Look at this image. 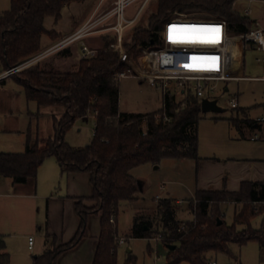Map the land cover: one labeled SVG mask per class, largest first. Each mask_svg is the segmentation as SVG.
I'll list each match as a JSON object with an SVG mask.
<instances>
[{"label":"trees","instance_id":"1","mask_svg":"<svg viewBox=\"0 0 264 264\" xmlns=\"http://www.w3.org/2000/svg\"><path fill=\"white\" fill-rule=\"evenodd\" d=\"M73 1L82 0H10V9L0 14L3 69L37 54L43 35L56 39L58 34L45 28V19L53 17L58 22L63 7ZM236 1L158 0L148 26L135 28L131 41L124 43L123 51L109 49L114 39L105 36L103 48L97 54L79 58L69 70L59 71L53 64L39 62L12 75L23 86L28 101H36L38 106L61 107L63 112L54 118L52 137L30 145L31 132L28 130L23 152H0V176L10 177L14 183H25L36 177L46 158L55 157L62 172H85L92 185L91 196L78 198L75 203L80 223L74 237L57 245V237L46 234L48 248L34 256L33 264H58L60 256L75 248L86 236L91 215H99L101 226L92 264H118L116 229L110 219L116 217L121 201L136 199L139 184L130 171L145 163L157 165L164 158L198 160L197 126L201 119V101L191 90L183 102H177L171 93H164L163 106L155 112L122 113L119 110L120 80L116 79V74L127 69L133 74L140 72L139 58L143 49L162 45V23L170 16L176 15L177 19L168 21L166 29L181 28L186 21L180 18L183 14L202 12L198 19L211 15L221 20L218 21L220 28L232 33L233 40L249 33L253 21L234 8ZM90 114L95 115L90 143L83 147L69 145L66 133L78 120ZM232 122L238 128L247 123ZM194 199L198 201L194 219L188 221L176 220L168 201L160 203L163 243L175 245L166 255L167 264H207L211 253L235 259L230 248L232 244L244 246L255 242L264 250V181L242 182L238 192L196 191ZM87 201L91 204H86ZM226 202L240 203L241 208L234 213L231 224L223 217L218 224L222 215L219 206ZM257 217L261 220L255 227L253 223ZM144 224L135 221L130 237L151 239L158 234L150 224L145 230ZM0 264H11L2 240ZM124 264H136V257L130 253Z\"/></svg>","mask_w":264,"mask_h":264},{"label":"crops","instance_id":"2","mask_svg":"<svg viewBox=\"0 0 264 264\" xmlns=\"http://www.w3.org/2000/svg\"><path fill=\"white\" fill-rule=\"evenodd\" d=\"M253 3L264 4V1L238 0L234 3V8L249 19L250 16L253 15V18L250 19L253 21L252 30L260 28L262 30L261 38L264 42V9L252 6ZM247 7L251 9V13L249 15L244 13V10ZM88 16L89 15H87L81 23H76L74 27L69 26V28L68 25H66L58 31L53 30L58 34L56 39L47 35V37L43 39L42 36L41 47L38 53H41L52 46L54 44H51L52 41L56 40L57 42L63 36L71 34L88 18ZM212 18L215 17L210 15L205 19ZM194 19L196 18L194 17ZM256 23L258 26H256ZM75 46H77V44H72L57 53H59V55L63 58H70L73 56L76 58L78 57L76 52L78 49L75 50ZM247 48H253L259 52L261 51L264 55V49H258L256 44L249 42L247 39L242 37L240 38V41H238V39L229 40L225 52H218V50H216L213 54H211V56L220 58L221 60L224 59V61L228 59L231 64L229 67L235 71L231 75L238 78L219 82L217 91L214 95H212V98L216 99L217 102H219L218 98L224 92H229V83L239 84L241 82H246L251 85L259 83L264 84V56L256 58L257 62L263 63L261 74H245L246 68L244 66V61ZM64 50H69V52L63 54L62 52ZM51 55L55 54H49L47 57H50ZM0 67L3 69L1 61ZM196 68L197 66L194 65L192 69H190V72L195 71ZM11 77L12 76L0 81V116H4L3 122L0 123V152L20 153L26 148V135L28 130L31 132L30 145H33L36 140L47 139L54 135V118L59 117L63 112V109L57 106H38L37 104L38 109L36 113H39V117L37 118L35 116V112L33 113L29 111L31 112L29 129H26L25 131L22 130L19 114L24 106L28 108L29 104L28 102L27 105L24 104V97L19 90L9 88L6 80ZM253 88L255 87L253 86L252 89ZM171 89V94H173L177 99L180 91L178 90L177 92V88L174 85H172ZM162 93L164 95V92ZM256 93V90H252V95L255 97L253 100L254 103L252 102L241 106L239 99V107L237 109H233L234 112H232L231 115L229 114V116H223V112L225 110L221 113L201 112V119L207 118L215 121V123H226L227 129L231 132L227 140V144L230 145L227 149L230 150L225 152L227 154H224L223 156H217L215 154H199L198 151V160L184 159L194 161L195 165V177L192 179L190 172L188 173V179L190 178L192 182L186 186L190 197L186 198L185 201L179 197L173 196L169 192L165 195L162 192L165 188V184H161V186H158V190L156 191L152 202L146 204L144 199H142L141 194L148 188V184L143 178L134 176L132 171L134 168L130 171V174L139 182V191L137 192L136 199L134 201H126L130 206L135 208V212L129 229L126 230L122 236L131 238L130 236L132 235L135 221L145 222V230L149 229L148 224H150L151 229L153 230L152 221L160 220V203L164 200L169 202L176 220L188 221L194 219V213L192 211V206L190 204L187 205L186 203L195 198L196 191H220L225 189L229 192H238L242 182L264 181V120H258L260 118H264V99H257ZM234 94H238V97L240 96L241 91L239 86ZM183 95H185V93L180 92V96ZM31 101L33 102V100ZM119 110L122 113H152L157 111L136 112L122 110L120 104ZM45 111L47 112L45 113ZM207 113H212L214 115H207ZM44 114H46L50 119V125L45 131L38 126L41 115ZM234 118L238 121L242 120L247 123H242L241 128L236 127V129L233 130L235 124L232 120H235ZM88 120L89 117L87 120L80 119L77 123L86 122ZM197 130L199 143L198 126ZM16 133H19L17 134L18 136H15ZM255 137L258 138L256 139ZM50 159L51 160H48L49 162H47L46 166H44L42 170L40 168L38 169L36 177L29 178L25 183H14L10 177L0 176V240L4 241L5 245V238H10V236L15 234L22 235L24 238L27 237V239L29 237H33V248L38 241L41 252L40 254H42L48 248V244L45 241L46 234L56 236L58 244L71 240L76 234L80 220L75 211V203L78 198L91 196L92 185L90 183L89 175L85 172L64 173L62 172L57 159ZM158 168V165L153 166L154 170ZM45 169H49V174H47ZM59 172H61V175ZM176 180V182H180L178 178ZM86 204L90 205L91 202L87 201ZM120 205L114 220L117 236L119 235L117 222L120 214ZM240 205L241 204L237 202L223 203L221 206L222 212L225 215L226 208L228 206H233L234 217V213L239 209ZM23 229L25 231L20 233ZM100 231L101 226L99 215L89 216L86 236L75 248L63 253L58 260V264H92ZM9 238L8 244L6 245V251L10 254L11 264H16L13 263L11 253L8 248ZM163 245L167 255L169 248L165 243H163ZM237 247L241 250L242 247H245V245H237ZM119 248L120 247L117 246V257ZM250 249L254 251V254L256 253L253 260L254 262H249L247 260H244L245 262H243L239 255L240 250L238 254L234 253L232 249L231 251L235 256V260L239 262V264H264V250L260 248L258 244L257 246H254V248L250 247ZM153 250L154 249L149 244L147 253L151 255ZM125 253L127 258V256L132 253V246H128L125 249ZM225 256L229 258L227 255ZM118 264L120 263L118 262Z\"/></svg>","mask_w":264,"mask_h":264},{"label":"rangeland","instance_id":"3","mask_svg":"<svg viewBox=\"0 0 264 264\" xmlns=\"http://www.w3.org/2000/svg\"><path fill=\"white\" fill-rule=\"evenodd\" d=\"M98 2V0H82V1H73L69 4H66L62 9V16L61 19L58 22L54 21L53 17H47L44 22V26L47 30H60L61 28H64V26L68 25V27H74L77 24L81 23L87 15L91 13L93 10L95 4ZM157 2L158 0H151L149 4L142 9L140 16L138 20L131 26H129L125 31V42H130L134 30L137 27H146L149 23L150 16L156 12L157 9ZM141 3V0L134 2L130 4L125 9V15L127 18L132 17L135 12L137 11L139 5ZM252 6L260 7L264 9V4L259 3H253ZM11 7L10 0H0V14L3 11L9 10ZM110 7V3L107 2L104 6L100 8L101 11L105 12ZM191 14V16H188L186 18L187 23L189 26H193L194 24V17L193 16H199L202 14V12H192L188 13ZM256 15V14H255ZM183 18V17H180ZM196 18V17H195ZM253 18V15L250 16V19ZM177 19V16H170L166 20L163 21V29L161 31V36L163 38L162 45L161 46H151L146 47L143 49V55L139 58V65L141 69L145 72H151L154 71L156 73H169L174 74L178 71H188L192 69L193 64L195 61H198L200 58L206 57L209 55V52H205L203 50H199V43H187L182 41H189V40H195V37L193 35L185 34L180 27H169L166 29V24L168 21ZM73 23V24H72ZM186 23V21H185ZM63 25V26H62ZM72 25V26H71ZM69 27V28H70ZM204 30L208 35L214 36L216 35L219 30L214 26V21L212 19H208L204 22L202 25ZM169 29L172 30V41L169 40ZM230 35H233L232 33H229ZM48 36V35H47ZM46 35H43V39L47 37ZM114 34L113 32H109L106 34V37L111 39L113 38ZM105 36L101 35H94L91 36L88 40V44L90 47L97 49L98 51L103 48V39ZM240 38H238V41H240ZM42 39V41H43ZM175 41V42H173ZM49 43V42H48ZM52 43H56V40L52 41ZM166 46L163 47V46ZM217 45L218 52H225L227 49V45ZM163 48V50L161 49ZM165 48V49H164ZM79 51V48L75 46V50ZM221 50V51H219ZM77 52L78 57H68L63 58L59 55V53L55 52L50 57L44 58L45 60H40L39 62L42 63H49L53 64L55 68H57L59 71H65L69 70L73 67V64H76L81 58L80 53ZM61 52V51H60ZM57 53V54H56ZM94 54H97L94 53ZM53 56V57H52ZM263 52H259L256 49L253 48H247L246 54H245V74H261L263 63L257 62V57H263ZM208 59V58H205ZM221 60V59H220ZM224 62L225 66L231 65L229 63V60H221ZM37 62V63H39ZM36 63V64H37ZM187 65V67H185ZM0 71H2V68L0 67ZM9 88H15L19 90L24 99L23 102L25 105H27V102L29 104L28 108L24 106L20 116V125L22 130L29 129V120L31 117V112H37L38 106L36 102L27 101L25 99L24 94V88L23 86L17 81L16 78H9L6 80ZM240 88L241 94L238 97V100L240 99L241 106L245 104L252 103L254 100V96L252 95V90H256V97L257 99H264V84H256L251 85L250 83L241 82L239 84L237 83H229V92H224L218 99V105L222 107L225 111L223 112V116H229L231 115L233 109L228 105L229 98L236 92V89ZM255 87L252 89V87ZM20 88V89H19ZM18 91V92H19ZM178 92V89H176ZM163 90L160 86H151L147 80H142L134 76H129L120 79V107L122 110H128V111H136V112H146V111H153L157 110L159 108H162V95ZM187 93L185 95L180 96V92L178 93V97L176 99L177 102H183L186 100ZM254 103V102H253ZM48 110V109H46ZM31 111V112H29ZM47 111H45L46 113ZM207 115H214L212 113H207ZM35 116L38 118L39 113H36ZM235 119V118H234ZM4 120V116H0V123H2ZM236 120V119H235ZM50 125V119L49 117L44 114L41 115V119L38 122V126L43 129L44 131L48 129V126ZM94 125L95 120L93 117H89V120L86 122H76L75 125L66 133L65 140L66 142L73 146V147H83L90 143L93 137L94 132ZM198 129H199V154H215L217 156H223L224 154H227L225 152L229 151L230 149H227L230 147V145L227 144L228 137L230 135L229 129H227V125L224 122H216L211 119H200L198 123ZM236 129V126L233 128V130ZM232 130V129H231ZM16 133L15 136H18ZM55 160V157H48L44 160V162L39 166V168L42 170L44 166H46L48 160ZM153 164L151 163H145L142 165H139L135 167L132 171L134 176L143 178L147 184L148 188L141 194L142 199L146 202V204H149L152 202L153 197L155 196L156 191L158 190V186L161 184H165V188L162 191L165 195L167 192L171 193L173 196L179 197L182 200L185 201L186 198L189 196V191L186 188L187 184L192 182L190 178L188 179V173L190 172V176L193 179L195 177V165L194 161L192 160H184V159H174V158H164L162 159L159 164L158 169H153ZM38 168V169H39ZM49 168V167H46ZM40 170V172H41ZM47 171V174H49V169H45ZM61 175V172H59ZM178 178L180 182H176V179ZM63 180V176H62ZM64 182V181H63ZM62 182V185H63ZM129 202V201H128ZM187 205L192 206L193 212L195 211V205L193 203V200L186 203ZM211 204V203H210ZM223 204V203H222ZM222 204H220L219 209L222 213V215L219 218H224L226 223L231 224L232 223V217H233V206H228L225 211V215L222 212ZM241 208V205L239 206V209ZM238 209V210H239ZM135 212V208L133 206H130L126 201H122L120 205V214L118 216V233L119 237H126L127 241L124 245H119L118 249V262L120 264H123L126 261V253L125 249L128 246H132V255L136 257V264H167L166 260V252L164 249L163 242L161 241H155L153 239H134L129 238L127 236H122L126 230L129 229L132 218ZM115 220V217H114ZM261 218L257 217L254 220L253 225L255 227H258L260 223ZM153 222V231L161 233L163 231V225L160 222V220H154ZM115 226V224H113ZM25 231L24 229L20 232L23 233ZM18 233V232H16ZM156 234H154L152 237H155ZM8 238H5L6 245L8 244ZM9 251L12 256L13 263L16 264H32V260L34 256L40 255V246L38 244V241L34 248L32 250L28 249V239L27 237L24 238L22 235L15 234L13 236H10L9 238ZM151 245L154 249L151 255L147 253L148 245ZM58 245V243H57ZM257 246L255 242H248L245 247H242L240 250L237 245H231V249L234 253L239 255L240 259L245 262L244 260H247L249 262H254V251L250 249V247ZM256 248V247H255ZM210 259H215L217 261V264H229L234 262L235 259L227 258L224 254H217V253H211ZM128 257V256H127ZM239 263V262H238ZM180 264H189L187 262H182Z\"/></svg>","mask_w":264,"mask_h":264},{"label":"built area","instance_id":"4","mask_svg":"<svg viewBox=\"0 0 264 264\" xmlns=\"http://www.w3.org/2000/svg\"><path fill=\"white\" fill-rule=\"evenodd\" d=\"M137 1L139 0H98L88 18L76 30H74L69 35L63 36L45 51L31 56L30 58L26 59L16 66L8 69H2V71H0V81L36 64L49 54L59 52L72 44H77L81 58H91L95 55L94 53L98 52L97 49L90 47V45L88 44L89 38L94 35L106 36L107 33L113 32L114 41L110 43L109 49L113 51H123L126 29L138 20L142 9H144V7L150 0H141V3L135 14L132 17L127 18L125 15V9L130 4ZM107 2L110 3V7L105 12L101 11L100 8ZM244 13L246 15H249L251 13V9L247 7L244 10ZM188 16H191V14H183L181 15V17L183 18L181 19L186 20ZM194 17H196V19L194 20L193 26L196 27H188L189 25L186 20V23H182V31L185 34L193 35L195 37V40L218 41L216 43H199L201 44L199 45V50L209 52V55L200 58L198 61H195V63L193 64V66H197L195 71H178L174 74H169L167 72L156 73L154 71L145 72L139 65L138 67L140 69V72L138 74H133L130 69H127L126 71L117 73L116 79L120 80L125 77L134 76L142 80H147L148 83L152 86H160L164 93H171L172 85H174L181 93H187L189 90H191L192 93L197 98H199L200 101L205 98L214 99L212 98V95H214L217 91L219 82L230 79H238L237 77H234L228 73L230 67L225 66L224 62H222L220 58L215 57V59H213V56H211L214 51L218 50L217 45L225 44L226 46L229 40L234 37H232L228 33H225L224 30L222 31L220 25L218 24V21L221 22V20L215 18H212V20L214 21V26L219 29V32L214 36H210L204 30H202L203 28H201L204 22L208 19H198L197 16ZM223 23L224 28L227 32L225 22ZM256 26H258L257 23ZM261 32L262 30L258 28L255 30H251L247 34L241 35V37L247 39L249 42L256 44L258 46V49H264V42L261 38ZM163 47L166 48L165 45ZM161 49L163 50V48ZM128 58L132 63H135L129 56ZM228 105L232 109H237L239 107L238 94H234L229 98ZM89 117H93L95 120V115L90 114ZM164 119L166 121H169V117L166 115H164ZM258 120L263 121L264 118H260ZM255 138L257 139L258 137ZM197 202L198 201L196 199L193 200L195 207ZM110 221L112 222V224H114L113 216L111 217ZM163 238V234L158 233L151 239L163 242ZM126 241V237H115L117 246L125 244ZM33 245L34 238L29 237V249H32ZM207 264H217V261L215 259H210ZM229 264L239 263L237 261H234Z\"/></svg>","mask_w":264,"mask_h":264},{"label":"water","instance_id":"5","mask_svg":"<svg viewBox=\"0 0 264 264\" xmlns=\"http://www.w3.org/2000/svg\"><path fill=\"white\" fill-rule=\"evenodd\" d=\"M235 71L232 68H229L228 73L233 74ZM223 108L218 105V102L216 99H208L205 98L201 101V112H214V113H221L223 112ZM84 120H87L88 117L83 118ZM139 184V182H138ZM221 223L220 218L218 219V224ZM169 250H172L175 248V245H167Z\"/></svg>","mask_w":264,"mask_h":264},{"label":"snow or ice","instance_id":"6","mask_svg":"<svg viewBox=\"0 0 264 264\" xmlns=\"http://www.w3.org/2000/svg\"><path fill=\"white\" fill-rule=\"evenodd\" d=\"M188 27H196V26H188ZM219 30V29H217ZM169 40L172 41V30L169 29ZM175 42V41H173ZM182 42H187V43H216L218 41L216 40H189V41H182ZM213 59H215V57H213ZM185 67H187V65H185Z\"/></svg>","mask_w":264,"mask_h":264},{"label":"bare ground","instance_id":"7","mask_svg":"<svg viewBox=\"0 0 264 264\" xmlns=\"http://www.w3.org/2000/svg\"><path fill=\"white\" fill-rule=\"evenodd\" d=\"M181 27H182V25H181Z\"/></svg>","mask_w":264,"mask_h":264}]
</instances>
